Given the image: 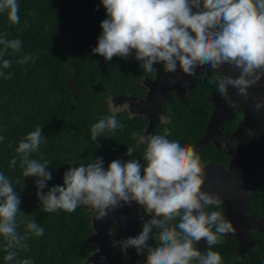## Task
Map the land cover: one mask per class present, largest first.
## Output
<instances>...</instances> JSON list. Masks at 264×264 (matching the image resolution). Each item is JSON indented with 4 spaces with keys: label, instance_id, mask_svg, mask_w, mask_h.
Masks as SVG:
<instances>
[{
    "label": "clouds",
    "instance_id": "1",
    "mask_svg": "<svg viewBox=\"0 0 264 264\" xmlns=\"http://www.w3.org/2000/svg\"><path fill=\"white\" fill-rule=\"evenodd\" d=\"M101 4L106 18L100 24L102 32L92 54L105 61L113 57L127 61L134 56L139 68L147 73H157L155 66L161 65L165 74L179 69L185 76L197 79L201 76L197 68H207L212 73L209 83L215 84L216 92L234 112L241 105L232 99L230 89L247 101L252 96L250 90L264 80V0H101ZM0 13H6L12 25L20 23L18 0H0ZM9 50L20 53L22 41L9 39L5 32L0 34V77L4 79H11V74L4 71L13 63L4 58ZM35 60L32 54L25 53L16 63L25 65ZM226 65L237 74L222 72ZM178 82L170 81L173 86ZM106 102L111 115L99 117L90 130L95 148L100 147L99 138H108L104 136L106 132L114 134L125 128L117 113L127 110L129 103L113 107L111 96ZM252 107L255 114H264V99H258ZM42 129L37 126L23 136L15 152L22 176L36 178V196L44 212H73L86 206L94 210L95 220L102 222L118 209L135 204L141 231L112 240V247H118L125 258L128 250L134 249L137 256L144 257L143 264H223L214 246L230 234L234 237L237 228L225 210H208L221 208L223 198L205 190L206 166L194 146L169 140L167 134L134 131L136 145L127 147L124 153L130 159H114L107 167L103 157L79 166L68 165L63 184L45 192L53 179L48 170L50 162L31 158L32 153H39L42 143H47ZM245 131L249 137L258 136L254 129ZM4 139L0 136V142ZM217 139L229 145L222 137ZM232 144L235 148L239 141ZM140 145H144L143 162L134 157ZM16 165L17 158H13L9 167L15 169ZM21 203L12 180L0 172L4 260L32 264L31 259H20L19 251H30L27 241L32 236L42 237L45 229L29 219L23 221L24 234L18 232L17 217L25 214ZM127 219L120 216L114 224H126ZM201 241L207 245L205 250L198 247Z\"/></svg>",
    "mask_w": 264,
    "mask_h": 264
},
{
    "label": "trees",
    "instance_id": "2",
    "mask_svg": "<svg viewBox=\"0 0 264 264\" xmlns=\"http://www.w3.org/2000/svg\"><path fill=\"white\" fill-rule=\"evenodd\" d=\"M18 4V25H12L7 14L0 13V34L7 32L9 39L22 41L20 53L9 50L4 57L13 61L12 67L4 70L11 74V79L0 77V136L5 138L0 142V172L12 180L22 200L20 207L25 214L17 217L18 232L24 234L23 221L29 219L45 229L42 237L32 236L27 241L30 251L18 250L19 258L31 259L32 264H81L92 251L88 241L93 231L92 212L85 206L73 212H44L36 196V178L22 176L15 148L23 136L37 126L43 127L47 143H42L39 153H32L31 158L50 162L48 170L53 179L45 192L53 185L63 184L68 165L79 166L103 157L107 167L114 159H130L124 153L127 147L136 145L132 133L142 131L141 117L118 112L117 119L125 128L114 134L106 132L104 136L108 138H99V148H95L90 130L99 117L111 115L108 96L112 92L134 91L137 79L146 72L139 68L134 57L127 61L120 57L105 61L102 56L92 54L102 32L100 24L106 18L101 0H18ZM25 53L36 57L35 63L17 64L16 60ZM97 83L104 90L96 89ZM175 107L170 115L177 124L170 140L190 145L203 133L212 107L201 100ZM181 134L185 137H179ZM143 150L144 145H140L134 153L141 162ZM197 152L203 163L210 155L216 156L204 149ZM13 158H17L15 169L9 167ZM17 179L21 181L19 184ZM249 205L257 217H264V171L252 190ZM208 210L221 211V208ZM255 237L258 245L244 256L237 254L234 238L225 237L214 250L220 252L223 264H264V233L258 232ZM5 255L4 240L0 237V264H15L5 261ZM105 264L119 261L112 257Z\"/></svg>",
    "mask_w": 264,
    "mask_h": 264
},
{
    "label": "water",
    "instance_id": "3",
    "mask_svg": "<svg viewBox=\"0 0 264 264\" xmlns=\"http://www.w3.org/2000/svg\"><path fill=\"white\" fill-rule=\"evenodd\" d=\"M203 68H197L198 75L202 74ZM222 72L236 75L237 73L232 72L229 66H225ZM176 78L179 82L185 84L190 82L197 77L185 76L179 69L176 73H161L158 70L157 79L151 83L150 87L153 90L160 89L153 93L161 91L165 93L167 88H164L170 79ZM153 84V85H152ZM96 89H101V84H94ZM252 96L249 100L245 101L240 97L236 96L235 89H230V95L232 99L237 100L241 105L239 111L244 112V119L238 125L235 132L231 135L228 154L231 156L229 166L217 164L215 162L203 163L206 166V184L205 190L218 194L223 198L221 205V211L225 210V215L233 221L234 226L237 228V233L233 237L231 234L229 238H234L237 241L236 252L239 255L244 256L250 248L254 247L256 240L251 235V229L264 231L263 220H259L249 214V200L251 197V191L257 186L259 176L264 170V114L257 115L253 111V104L258 99H264V80L258 85L254 86L251 90ZM165 95L160 96V102L157 106L156 98H148V108L152 110L154 107L157 108L158 113L155 114V118H151V126L146 134H150L153 124L158 121V114L162 112V105ZM119 98H117V101ZM141 103H137L135 106L131 102L132 109L136 111ZM234 111L228 107L224 99L216 101L215 109L211 114L208 133L204 136L203 141L205 142L208 136L213 135L218 131L219 127L224 124L227 118L232 119ZM254 129L258 136L249 137L246 135V129ZM239 141V145L233 148L232 142ZM242 181V183H240ZM135 204L131 207L125 206L124 208L118 209L116 212L111 214L108 218L101 221L95 220V213L93 212L92 223L93 232L88 236L89 243L99 244V249L96 253V257L100 258L106 255L107 259L111 256L112 237L109 235V231L112 229V225L118 220L120 216H126L127 223L121 224L119 229L123 227L129 228V219L132 216L131 209L135 208ZM85 208H87L85 206ZM88 209V208H87ZM89 210V209H88ZM201 250H205L207 245L204 241H201L198 245ZM93 255L89 258L91 260Z\"/></svg>",
    "mask_w": 264,
    "mask_h": 264
},
{
    "label": "flooded vegetation",
    "instance_id": "4",
    "mask_svg": "<svg viewBox=\"0 0 264 264\" xmlns=\"http://www.w3.org/2000/svg\"><path fill=\"white\" fill-rule=\"evenodd\" d=\"M155 67L161 73L164 72L161 65H156ZM157 73H147V72L144 73L142 77L137 79L136 89L134 91H131L129 94H123V93L115 94L112 92L109 96L113 98L114 105L118 107L125 102L129 103V108L125 110V112L134 117H141L142 125H143V129L141 132L143 134L149 130L151 126V118L152 117L155 118V114L158 113L157 108L154 107L152 110L148 108V98H156L157 103L155 106H157L161 101L160 96L165 95L162 105V112L158 114V121H156L153 124L152 129L150 130L149 133L161 134V135L167 134V138L170 140V138H173L174 127L177 124V122L172 119L173 115H170V112L173 110L175 105H179L180 103H184V102L191 103V102H197L198 100L203 101V104L207 106H211L212 109L210 111L209 118L205 122L203 133L200 136H197L190 145L194 146L196 151L204 149L205 151H209L210 152L209 154H213V153L216 154V156L210 155L209 159L206 160L205 163L215 162L220 165L229 166L231 156L228 154V145L227 143L225 145H222L220 141L217 139V137H222L224 140L230 141L231 135L235 132L238 125L244 119V112L239 110L234 112V116L232 117V119L227 118L224 124L219 127L217 132H215L213 135L208 136L207 140L205 142H202L204 136L208 133L207 131L209 127V121L211 114L215 109L216 101H220L221 99L220 95L216 92L215 84L209 83V80L212 77V73L208 72V69L205 68L203 73L198 75V76L201 75L200 78L198 79L195 78L194 80L190 82H186L185 84L178 82L174 86L170 83V81L176 78H172L167 84L164 83L162 84L165 85L164 88H167L165 93H162L161 91L157 93H153L155 91H158L161 85L156 90H153L150 87L151 84H148V82L150 81L151 83H153V81L157 79ZM100 90H104V88L101 86ZM117 98H119L118 101ZM131 102H133L135 106L137 105V103H141L139 106H137L138 109H136V111L132 109ZM165 130L167 131L165 132ZM179 137H185V136L184 134H181ZM261 174L259 176V181L261 179ZM251 198H252V191H251L250 199ZM137 208L138 206L136 205L135 208L130 210L134 218L131 217L128 220L129 221L128 224H130L129 228L123 227L120 230L119 227L121 224L119 225L117 223L112 225V229H111L112 240L121 239L128 236H134L141 231L142 222L139 219V213L137 212ZM90 211L92 212V216H93L94 210H90ZM248 211L251 216L259 220H263V224H264V217L261 216L257 217L251 211L250 205ZM258 232L264 233V231L262 230L251 229V235L256 240V243L253 248H255L258 245L257 239L255 237V234H257ZM150 242L151 241H149V243ZM98 249H99V244L92 243V251L88 256V258L85 260L87 264H105L112 257H117L119 264H137L138 261L140 262V264H143L144 257L137 256L134 249H129L128 257L125 258L122 255V253L119 251L118 247L117 249L113 248L112 254L108 259L106 255H103L101 258L99 256L96 257L95 255ZM91 255L93 256L90 260L89 258L91 257ZM125 260L127 261L126 263H124Z\"/></svg>",
    "mask_w": 264,
    "mask_h": 264
},
{
    "label": "rangeland",
    "instance_id": "5",
    "mask_svg": "<svg viewBox=\"0 0 264 264\" xmlns=\"http://www.w3.org/2000/svg\"><path fill=\"white\" fill-rule=\"evenodd\" d=\"M113 107H116V106L114 105V103H113ZM126 262H127V261L125 260L124 263H126Z\"/></svg>",
    "mask_w": 264,
    "mask_h": 264
}]
</instances>
